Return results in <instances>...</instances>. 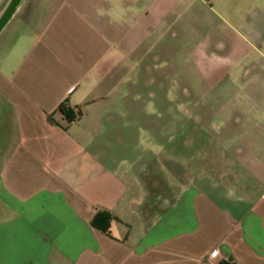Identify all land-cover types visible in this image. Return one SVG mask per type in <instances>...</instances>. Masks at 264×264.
<instances>
[{
	"label": "crops",
	"instance_id": "obj_1",
	"mask_svg": "<svg viewBox=\"0 0 264 264\" xmlns=\"http://www.w3.org/2000/svg\"><path fill=\"white\" fill-rule=\"evenodd\" d=\"M161 2L23 0L0 32V264H264L258 134L185 130L131 157Z\"/></svg>",
	"mask_w": 264,
	"mask_h": 264
},
{
	"label": "rangeland",
	"instance_id": "obj_2",
	"mask_svg": "<svg viewBox=\"0 0 264 264\" xmlns=\"http://www.w3.org/2000/svg\"><path fill=\"white\" fill-rule=\"evenodd\" d=\"M161 1L137 64L144 74L127 99L131 157L135 141L185 130L195 138L216 129L226 138L252 131L264 148V0Z\"/></svg>",
	"mask_w": 264,
	"mask_h": 264
},
{
	"label": "water",
	"instance_id": "obj_3",
	"mask_svg": "<svg viewBox=\"0 0 264 264\" xmlns=\"http://www.w3.org/2000/svg\"><path fill=\"white\" fill-rule=\"evenodd\" d=\"M23 0H7L0 12V32L12 18Z\"/></svg>",
	"mask_w": 264,
	"mask_h": 264
},
{
	"label": "trees",
	"instance_id": "obj_4",
	"mask_svg": "<svg viewBox=\"0 0 264 264\" xmlns=\"http://www.w3.org/2000/svg\"><path fill=\"white\" fill-rule=\"evenodd\" d=\"M64 105H62V113L65 115L66 119L68 122H72L75 120L76 118V115L73 114L71 111H66L65 108L63 107ZM102 216H106V218L109 217V215L105 212H100L98 214H96L92 221H91V224L94 228H100L101 230H104L103 227H101L98 223V220L102 217Z\"/></svg>",
	"mask_w": 264,
	"mask_h": 264
},
{
	"label": "built area",
	"instance_id": "obj_5",
	"mask_svg": "<svg viewBox=\"0 0 264 264\" xmlns=\"http://www.w3.org/2000/svg\"><path fill=\"white\" fill-rule=\"evenodd\" d=\"M216 251H212V254H214Z\"/></svg>",
	"mask_w": 264,
	"mask_h": 264
}]
</instances>
